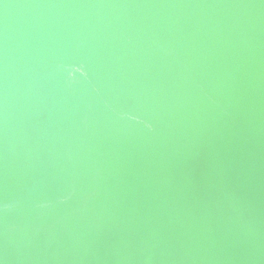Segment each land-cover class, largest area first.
<instances>
[{"label":"bare ground","instance_id":"6f19581e","mask_svg":"<svg viewBox=\"0 0 264 264\" xmlns=\"http://www.w3.org/2000/svg\"><path fill=\"white\" fill-rule=\"evenodd\" d=\"M57 1L0 0L26 8L0 12L4 43H17L9 39L21 30L11 25L18 10L56 33L89 32L87 50L63 51L106 49L107 72L118 70L117 47L137 41L143 54L138 69L133 58L129 66L137 72L120 67L124 79L105 94L89 93L80 74L29 68L0 86V109L20 115H0V264H264V216L250 192H264V179L245 182L250 173L233 160L243 148L264 168V0H233L223 27L215 10L228 0ZM167 8L172 19L161 20ZM236 13L245 16L234 26ZM9 72L0 60L1 78ZM70 76L71 86L47 90ZM95 111L105 117L98 124Z\"/></svg>","mask_w":264,"mask_h":264},{"label":"water","instance_id":"95a60500","mask_svg":"<svg viewBox=\"0 0 264 264\" xmlns=\"http://www.w3.org/2000/svg\"><path fill=\"white\" fill-rule=\"evenodd\" d=\"M48 2V5H58V1L57 0H46ZM9 2L6 3H0V12L4 11L5 9H7L8 7H12L13 9H19V10H26V8H15L17 7H22L21 5H17V3H13L8 5ZM54 6V7H55ZM236 6H238L236 3L234 4V1H218L217 2V6H216V11H219L222 20V24L220 25V27H223V24L228 20V14H226L224 12V8H228L230 9L229 12L227 13H233L234 9ZM169 7V6H168ZM173 9H176V4H172ZM170 8L165 9L164 11L160 12V18L161 20H165L168 21V19H172V17H170V15L168 16L167 13L169 11ZM67 8L65 7L63 9V11H65ZM32 11V10H31ZM200 11H205V8L203 10ZM58 13L55 14V16H59L61 15V11H57ZM235 12V11H234ZM8 12H6L5 14L2 15L5 16ZM214 13V14H215ZM164 15V16H163ZM163 16V17H162ZM236 16L234 18V26L236 25L237 22L240 23V20L242 18V16H245L244 13L238 14L236 13ZM32 18L33 16L28 13V14H20V12H18V10H14L13 12V16H12V23L11 25L13 26L12 29H16V28H21V30L15 32V34L11 35L10 40L15 39V41L17 43H8L5 44L4 41L7 38V35L5 34H1L0 35V53L2 54V56H0V60H2L3 64H5V66H7V68H9L10 72L12 73L10 75L11 78L9 79H2V77L4 76V72H2V74L0 75V83H1V87H6L9 82L14 80V75H17L15 73H13L12 71L17 70V69H21V68H29L28 70H32L34 69L35 71H39V69L42 70V73H46V75L49 76H55L56 78H60L62 77V75H66L67 74H80L79 77L82 78H86V80L88 81L87 83L84 82V85L88 88L89 86H92V89H90L89 93L94 94V96H96V94H98V92L100 91V93H108L109 89L110 90H116L118 89V86H120L121 81L124 79L121 74L119 73L120 71V67L122 69L123 72H130V73H136L137 71L134 70V68H139L140 67V61L139 59L142 58V54H143V50L139 49V45L137 43V41L134 43H125L123 44V48L117 47L116 48V53L117 54H122V57L120 58L121 61L119 62H115V64L118 65V70L117 72H107L105 71L104 67L101 65L102 62H104V57L105 56H109L111 54V52L107 51L106 49L103 50H95L93 52V54H90L89 56H82L81 54H73L72 52L67 53L66 51H63L64 49H68V45L72 46V49H74L75 51L78 50V47L85 44L86 45V50L89 47V43H92V37L87 36V34L89 32L86 33H72V31H69L68 33H63V31H59V32H54L55 30V26H52L50 23L43 25L41 27H38V25L40 24V17L35 21L36 23L31 24L32 22ZM232 18V17H231ZM2 19H5V17H3ZM232 22V20L230 21V23ZM55 23H59V20H55ZM79 27L85 29L87 28V26H91L90 24L86 23L85 17H83V21H81L79 24ZM93 25V24H92ZM212 25V24H211ZM10 26V24H9ZM93 28L90 27V31ZM33 31V32H31ZM31 32V33H30ZM30 33V35H28ZM157 33H159V41L162 42V39L165 40L166 37V33L158 31L155 32L153 35H157ZM205 34L203 30H201L200 32H198V36L200 37L201 35ZM214 34V33H213ZM20 36V38H19ZM171 34H169L168 38H171ZM182 37V35H181ZM21 39V40H20ZM97 38H95L96 40ZM98 40V39H97ZM183 40V38H182ZM185 41H188L187 38H185ZM99 41H97L98 44ZM200 42H203V37L200 40ZM101 45V42L99 43ZM203 44L201 46H203ZM9 45H13L14 48L10 47ZM102 46V45H101ZM145 46V45H142ZM147 46V45H146ZM162 48V47H161ZM158 50L160 49L157 48ZM200 49V48H199ZM199 49H195L197 51H199ZM16 50L18 51V54L23 55L27 58V62L22 63L23 61L20 58H10L7 59L8 55L13 51ZM85 50V51H86ZM196 51V53H197ZM113 52V53H115ZM160 55V53H158V56ZM55 56V58H54ZM163 56V54L161 55V57ZM19 57V56H16ZM136 60V62H134V65H132L134 68L132 70L129 69V66L131 63H133L132 61ZM7 63H4L6 62ZM127 63H126V62ZM204 61H201L200 63L203 64ZM254 64H256L255 62H253ZM142 65V64H141ZM107 72V73H106ZM101 80H104L105 82H102ZM65 82L68 86H71L72 84H74V79L72 76L68 77V78H62L60 80H58L57 84H52L49 85L47 88V90H49L51 87L55 88L56 91L59 90V86L61 85V82ZM103 83V85H105L104 87H101L100 85ZM105 83V84H104ZM113 85V86H112ZM244 88V86H243ZM88 91V89H87ZM76 93V92H73ZM56 99L58 101H60L57 96ZM253 99H255V96L253 97ZM68 100V99H66ZM111 105H109V109L113 107L114 103L111 102ZM113 104V105H112ZM245 104V100L244 98H239L238 100V106L243 107L244 108ZM4 107H9L8 105H6L5 103H3ZM252 106V105H251ZM6 110V114L10 117L11 115H14L13 117H17L19 118L20 115L17 114V112H11V110L6 109V108H2ZM100 110V109H98ZM41 111L35 109L34 112V116H38L39 113ZM5 114L4 111H2L0 109V115L2 119H7L8 116ZM47 115V113H46ZM45 116V115H44ZM44 118V117H43ZM57 118V116H56ZM93 119V121L91 123H95L98 124L96 122H99V118L103 119L105 118L103 116L102 113H100L99 111H95L92 116L89 119ZM107 118V117H106ZM49 120H53V123L57 122V119H50ZM88 119V120H89ZM40 118L37 117L36 118V127H38L40 125ZM35 124V123H34ZM46 124V127L51 126L52 123H43ZM238 141V140H237ZM238 143V142H237ZM243 151V152H242ZM238 154V155H237ZM255 159V154L254 153H247L245 150H243V148L240 149H235L234 154H233V160L234 162L240 166L244 171V173H250V174H245L246 176H244V178H242L245 182H251L255 180V178H259V179H264V168H262L260 165L255 164L254 162H251L252 160ZM251 175V179L249 180V177ZM253 178V180H252ZM262 181V180H261ZM259 182V181H258ZM257 182V184H258ZM263 182V181H262ZM142 185V184H141ZM260 186H264L260 185ZM133 187V186H132ZM142 187V186H141ZM155 195L157 194V189L155 190ZM251 194H253V198L255 200H257V203H260V207L257 211L258 214H260L261 216H264V192L263 191H259L258 188L251 190L250 191ZM13 201H19L22 199L21 195L19 194L18 191L15 192H8ZM197 195V194H196ZM165 199V196H164ZM163 199V200H164ZM152 202V199H148L146 201V204H149ZM40 207H43V204L40 205ZM161 209L156 210L157 212ZM165 210H163L164 212ZM160 212V211H159ZM162 212V211H161ZM261 229L264 230L263 226H259ZM259 229V228H258ZM169 238V237H165L164 239ZM170 243H166L165 245H168ZM175 246V245H174ZM174 246H172V248H174ZM163 249V248H162ZM169 248H166L165 250H168ZM163 249V251L159 254V257L157 258L158 260H160L162 263L165 262L163 260V255L166 253ZM171 252V251H170ZM142 255H144L143 253H141Z\"/></svg>","mask_w":264,"mask_h":264}]
</instances>
